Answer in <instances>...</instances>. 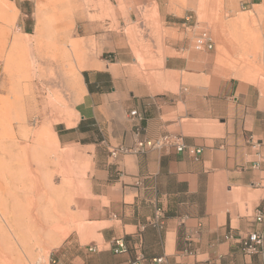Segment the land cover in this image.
Segmentation results:
<instances>
[{
    "label": "crops",
    "instance_id": "obj_1",
    "mask_svg": "<svg viewBox=\"0 0 264 264\" xmlns=\"http://www.w3.org/2000/svg\"><path fill=\"white\" fill-rule=\"evenodd\" d=\"M28 1L0 0V17L19 11L20 20L28 18ZM49 10L38 2V20H47ZM159 13L166 28L180 23L166 9ZM162 50L168 54L160 75L140 78L118 56L97 62L87 56L82 113L58 138L98 149L99 196L107 200L110 224L97 230L100 244L76 241L59 251L57 264H264V82L216 78L186 35L167 39ZM177 74L187 83L176 87ZM164 134L201 151L197 157L174 147L110 155ZM156 208L164 214L162 227L148 223ZM252 231L263 242L249 256L240 239ZM118 236L125 251L113 250Z\"/></svg>",
    "mask_w": 264,
    "mask_h": 264
},
{
    "label": "rangeland",
    "instance_id": "obj_2",
    "mask_svg": "<svg viewBox=\"0 0 264 264\" xmlns=\"http://www.w3.org/2000/svg\"><path fill=\"white\" fill-rule=\"evenodd\" d=\"M256 1L257 5L251 4V0H29L25 7L32 13L28 18L22 16L20 20L19 11L11 12L6 19L0 17V97L10 101L9 105L5 102L1 120L16 126L15 119L24 117L31 146L25 154L28 164L23 203L28 211L35 210L38 204L40 213L63 215L44 232L38 245L13 251L7 263H1L57 264L59 251L75 246L76 241L100 244L97 230L110 224L105 221L107 200L99 196L95 154L98 149L63 142L58 134L68 127V122L42 111L47 101L63 103L76 90L74 108L78 119L82 113L85 95L78 81L84 67L73 74L70 82L66 81L67 64L74 59L69 49L71 43L76 41L81 54L87 55L90 62L101 58L114 61L115 56L131 62V74L140 78L160 75L163 57L168 54L162 50L167 39L186 35L193 47L194 36L206 30L212 36L214 48L199 54L209 65V72L216 78L264 82V0ZM38 2L50 8L47 20H38ZM161 8L179 16L180 23L166 28L159 13ZM186 15L191 17L185 20ZM38 30L41 36L35 40ZM17 35L24 36L27 45L21 67L7 61L12 39ZM49 80L51 84H47ZM176 81V87L179 81L186 84L185 74L181 78L177 74ZM1 143L9 142L0 138V178L5 167ZM47 158L50 162L43 164ZM66 179L71 181L68 189Z\"/></svg>",
    "mask_w": 264,
    "mask_h": 264
},
{
    "label": "bare ground",
    "instance_id": "obj_3",
    "mask_svg": "<svg viewBox=\"0 0 264 264\" xmlns=\"http://www.w3.org/2000/svg\"><path fill=\"white\" fill-rule=\"evenodd\" d=\"M41 19L43 18L41 17ZM40 36H41V31L38 30L33 39L37 40L40 38ZM25 40H26L25 38L15 37L12 41L10 48L11 55L7 57V61L9 63L14 62L16 67H20L19 65L22 63L21 52L22 53L24 51L26 52L25 49H27V45L25 43ZM69 49L73 51L72 56L74 57V59L73 61L69 62V64H67L68 66L67 69L64 68L66 69L65 72L68 73L66 79L67 83L71 81V77L73 76V74L77 73L76 71L86 66V62H87V55L81 54L80 49L77 47V43L75 42L71 43V47ZM68 57L71 56L69 55ZM70 59L71 58H69V60ZM80 81H78V83ZM56 82L58 83V81ZM72 82L69 83L70 86L71 84H73ZM51 83H52L51 80L47 81V84H51ZM74 86L76 87L77 85ZM70 91L73 90L70 89ZM75 91L69 93L68 97L64 98L66 99V101L60 103L61 105L58 104L61 100L57 102H53V101L48 102L47 100H45L47 101V103L44 105L42 111L44 110L45 114L48 112L51 115V117L52 116L60 117L61 119L64 118L68 122L66 123L68 124L67 126L74 125L75 122L78 120V116H79L78 113L76 112L77 110L74 108L75 97L77 96L75 94L76 93ZM5 102H7L8 105L10 104L8 98L5 99L0 97V113L3 107H5ZM1 118L2 117L0 115V120ZM57 119L59 120V118ZM15 120L17 122L16 126L12 125L11 122H6L4 124L2 120L0 124V130H1L0 138H6L7 142H9L8 144L1 143L3 154L5 155L3 156L2 159L5 167H4V172L2 173V177L0 178L2 180L0 181V264H3L5 262L7 263V260L13 251L20 252V250H25L26 247L31 248L32 245L33 246L38 245V243L41 240V236L44 234V232L45 231L48 232L49 231L48 228L54 223H56L60 218L63 217V215H60L58 213L55 215L48 214V212L46 213V211L40 213V211H38V206H37L38 204L34 206L35 210L33 209L28 211L27 208L25 207L24 204L25 202L23 203L22 196L26 192L25 179H26L27 164H28L25 154L27 153L26 152L27 148L31 146L28 144L27 141V138L29 137V131L26 130L25 127L26 125L23 124L24 117L22 118L17 117ZM40 144H41L40 147L46 150L45 145L42 141L40 142ZM42 162L43 164L47 165L50 162V160L49 158H47L44 159ZM80 177L82 178V173ZM50 181L47 183H50ZM65 183L68 189V187L71 186V181H68L66 179ZM67 192L69 193V190ZM39 207H41L40 204Z\"/></svg>",
    "mask_w": 264,
    "mask_h": 264
},
{
    "label": "built area",
    "instance_id": "obj_4",
    "mask_svg": "<svg viewBox=\"0 0 264 264\" xmlns=\"http://www.w3.org/2000/svg\"><path fill=\"white\" fill-rule=\"evenodd\" d=\"M191 16L186 15L185 20H188ZM193 48L197 51L210 50L214 48V41L212 36L206 30L199 31L193 38ZM130 116H138L136 110L129 112ZM174 147L176 151L186 150L190 155L197 157L200 153L199 148L192 146H186L181 137L173 134H164L154 139H137L134 146L131 148L119 147L110 151L112 157H116L119 153H136L142 152L147 149H162V148ZM256 222L263 220V214L257 212L254 215ZM150 225L162 227L164 225V214L161 208H156L153 217L148 221ZM263 242V236L258 231L249 232L247 235L240 239V245L245 255H252L258 252ZM97 245V244H96ZM96 245H92L90 249L96 248ZM113 250L115 252H121L126 250V243L124 237L118 236L112 239Z\"/></svg>",
    "mask_w": 264,
    "mask_h": 264
}]
</instances>
